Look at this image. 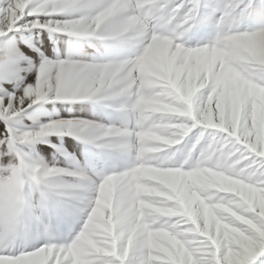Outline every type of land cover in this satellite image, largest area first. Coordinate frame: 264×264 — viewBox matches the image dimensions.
<instances>
[{"label":"snow or ice","instance_id":"snow-or-ice-1","mask_svg":"<svg viewBox=\"0 0 264 264\" xmlns=\"http://www.w3.org/2000/svg\"><path fill=\"white\" fill-rule=\"evenodd\" d=\"M209 19L203 40H182ZM230 22L244 30L233 31ZM32 29L117 41L127 50L101 61L50 59L31 43L38 61L14 46L7 50L10 63L26 62L35 76L0 81V264H264V0H0V37ZM229 46H242L243 55L238 59ZM241 61L244 72L236 68ZM91 98L114 101L119 122L57 119L22 133L7 123L37 101ZM154 114L160 120L149 126ZM197 126L184 158L170 162L164 150ZM205 129L220 131L201 146ZM57 132L117 149L131 162L91 180L82 171L38 165L21 150L22 142ZM194 150L199 158L190 162ZM149 152L153 175L171 189L201 163L235 169L240 183L228 182L234 193L205 201L189 218L179 191L144 199L142 186L132 183ZM62 176L76 182H59ZM80 187L92 196L69 239L57 240L45 224L42 243L11 245L25 220L42 223L49 201L64 212L57 198ZM28 188L38 193L33 201L25 199ZM158 200L168 201L169 213L152 224L146 216Z\"/></svg>","mask_w":264,"mask_h":264},{"label":"rangeland","instance_id":"rangeland-1","mask_svg":"<svg viewBox=\"0 0 264 264\" xmlns=\"http://www.w3.org/2000/svg\"><path fill=\"white\" fill-rule=\"evenodd\" d=\"M210 27L211 19L198 25L182 40L189 45H194L207 36ZM28 43L36 45L50 59L59 56L60 58H91L95 61H101L127 50L117 41L102 40L98 37H78L58 32L49 33L44 29L8 33L7 36L0 37V81H7L9 74L23 75L28 80L34 78L35 73L28 71L26 62L10 63L6 56L7 50L14 46L25 55H30L33 61H38V57L28 46ZM101 53L106 54L102 56ZM6 87L10 90L11 84H6ZM113 103L114 101H103L95 98L88 100H41L30 108H26L24 112L12 117L7 123L17 133L35 129L47 121L57 119H73L102 124L118 123L120 113L112 106ZM200 130L199 126L191 129L178 144L169 146L168 149L164 150L169 154L170 162L178 164L184 158L188 147ZM219 131L205 129L201 146L205 144L209 133ZM3 135H5L4 122L0 121V137ZM50 144L56 145V148L51 147ZM20 147L30 160L38 165L43 164L49 167L55 165L73 171H82L91 180H98L101 173L119 171L131 162L130 156L119 152L117 149L101 148L94 142L80 139L65 132L50 133L31 141L22 142ZM198 158L199 151L194 150L189 159L190 162H194ZM58 180L62 183L76 182V178L68 176L59 177ZM68 191L71 193L70 195L57 198L65 202L63 205L64 212L58 209L55 201H49L47 207L40 214L42 223L28 224L25 220L16 235L11 238V245L20 247L27 244L31 247L42 243L45 239V224L57 240L69 239L81 226V220L84 217L83 210L87 207L92 193L83 187ZM24 196L25 199L33 201L37 198L38 193L28 188ZM75 196L83 197V199H76Z\"/></svg>","mask_w":264,"mask_h":264},{"label":"clouds","instance_id":"clouds-1","mask_svg":"<svg viewBox=\"0 0 264 264\" xmlns=\"http://www.w3.org/2000/svg\"><path fill=\"white\" fill-rule=\"evenodd\" d=\"M229 26L237 33L244 30L242 22H230ZM229 48L238 59L243 55L242 46H238L234 50L231 49V46H229ZM236 68L238 72H244L247 70V65L241 61L236 65ZM159 120L160 114H154L150 118L149 126H152L154 122H158ZM156 131L166 134V130L163 128H157ZM144 158L146 163L140 169V175L132 182L133 184L139 183L142 186V197L144 199H153L160 196L162 192L170 190L179 191L184 213L188 215L189 218L199 214L200 206L203 205L205 201L215 200L220 193H234V188L226 186L228 182L233 184L240 183V181L234 179L236 174L235 169L225 167L223 171H214L213 167L201 163L195 176L183 177L178 182L176 189H171L169 184L153 175L158 169L155 163L150 161V152L146 153ZM167 205V200L155 201V203L150 206L154 214L147 215L146 219L152 224L160 222L161 217L169 213ZM208 209H217L219 211L226 210L224 206L211 204L208 206ZM215 214L216 213H213V216ZM208 218L209 211L206 210V221Z\"/></svg>","mask_w":264,"mask_h":264}]
</instances>
